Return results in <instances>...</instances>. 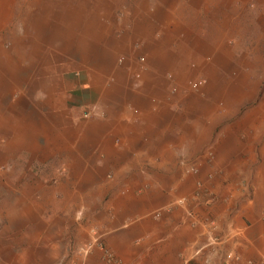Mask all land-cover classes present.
Listing matches in <instances>:
<instances>
[{
	"label": "crops",
	"instance_id": "0c3cea01",
	"mask_svg": "<svg viewBox=\"0 0 264 264\" xmlns=\"http://www.w3.org/2000/svg\"><path fill=\"white\" fill-rule=\"evenodd\" d=\"M145 15L109 38L111 70L88 79L101 91L65 105L74 128L47 188L62 216L34 247L53 239L62 264H264V0H155ZM23 236L0 250L26 255Z\"/></svg>",
	"mask_w": 264,
	"mask_h": 264
},
{
	"label": "rangeland",
	"instance_id": "374dc122",
	"mask_svg": "<svg viewBox=\"0 0 264 264\" xmlns=\"http://www.w3.org/2000/svg\"><path fill=\"white\" fill-rule=\"evenodd\" d=\"M154 2L0 0V243L22 242L16 239L26 237L23 235L32 240V249L26 250V255L16 253L17 247L14 251L0 250L4 252L0 253V264L63 263L48 254L53 253V247H47L53 239H45V253L39 249L44 247L40 236L46 233L47 238H53L56 221L62 216L56 202L59 198L47 188L55 186V176L48 173L55 167L58 153H68L63 145L70 141L74 128L71 119L76 112L65 105L85 104L91 95L85 88L93 89L94 94L101 91L89 86L88 79L94 77L92 73L101 77L111 70L107 56L110 48L105 46L109 38L117 35L118 25L130 28L144 24L145 8ZM30 27L32 33L28 32ZM86 28L88 33H84ZM180 81L171 82L175 85ZM184 83L188 88L204 85L203 80ZM259 101L257 97L256 103ZM55 107H64L66 115L56 113L60 111H55ZM11 109L15 118L8 114ZM79 117L83 119L81 113ZM16 122L21 127L16 128ZM23 129H30V134L20 136ZM39 146L48 157L46 165L36 164L29 169L25 158L37 155ZM17 147H21L19 151L15 150ZM24 205L26 212H22ZM22 213L27 216L25 223ZM13 214L16 221L11 223ZM86 218L85 214L78 221L82 220L85 226ZM42 220L49 226L44 228Z\"/></svg>",
	"mask_w": 264,
	"mask_h": 264
},
{
	"label": "built area",
	"instance_id": "2783aa9c",
	"mask_svg": "<svg viewBox=\"0 0 264 264\" xmlns=\"http://www.w3.org/2000/svg\"><path fill=\"white\" fill-rule=\"evenodd\" d=\"M182 203H183V202H182V199L177 200V204H182ZM159 216H160V212H158V211H156V212H154V213L152 214V218H153V219H158ZM207 234H209V231H207ZM212 240L214 241L213 238H212ZM226 257L228 258V257H230V256L227 255Z\"/></svg>",
	"mask_w": 264,
	"mask_h": 264
}]
</instances>
